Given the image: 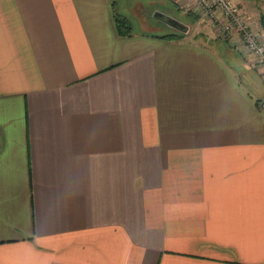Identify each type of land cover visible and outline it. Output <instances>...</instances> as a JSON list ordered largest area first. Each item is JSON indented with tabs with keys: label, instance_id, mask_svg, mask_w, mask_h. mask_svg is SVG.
<instances>
[{
	"label": "crops",
	"instance_id": "obj_1",
	"mask_svg": "<svg viewBox=\"0 0 264 264\" xmlns=\"http://www.w3.org/2000/svg\"><path fill=\"white\" fill-rule=\"evenodd\" d=\"M172 4L0 0V264H264V83Z\"/></svg>",
	"mask_w": 264,
	"mask_h": 264
},
{
	"label": "built area",
	"instance_id": "obj_2",
	"mask_svg": "<svg viewBox=\"0 0 264 264\" xmlns=\"http://www.w3.org/2000/svg\"><path fill=\"white\" fill-rule=\"evenodd\" d=\"M195 2L200 6L198 12L204 16V19L213 16L215 22L218 20L215 12L220 11L226 19V24L222 29L218 26L216 28L226 39L235 38L240 42V47L245 50L248 59L250 58L251 63L261 70L264 77V41L259 40L258 37L262 36L264 39V35L255 32L251 27L250 17L243 13L240 5L235 0H195ZM260 107L264 110V100L261 101Z\"/></svg>",
	"mask_w": 264,
	"mask_h": 264
},
{
	"label": "rangeland",
	"instance_id": "obj_3",
	"mask_svg": "<svg viewBox=\"0 0 264 264\" xmlns=\"http://www.w3.org/2000/svg\"><path fill=\"white\" fill-rule=\"evenodd\" d=\"M235 1H237L238 2V4H239V1L240 0H235ZM252 2L253 3H256V5L257 4H262V5H264V0H252ZM196 3V10L195 11H192V10H189V9H185V12L187 13V15H185V14H183V13H181V11L179 10V9H177L173 4L172 5H170L169 6V9H170V11H171V14L175 17V18H177L178 20H180L181 22H183V23H191L193 20L197 23V25H196V27H198V26H200V25H202V23H206L205 22V19H204V16L201 14V13H199L198 11L201 9L200 8V6L197 4V2H195ZM157 6L158 7H161L162 5L161 4H157ZM154 13H155V10L153 11V13H152V15L154 16ZM215 15L216 16H218V20L217 21H213V19L215 20V18L212 16H209L208 18H207V22L209 21H211L210 23H212L213 22V25H215V27H217L218 26V28L220 27V29H222L223 28V25L224 24H226V19L221 15V13H220V11H216L215 12ZM154 19V18H153ZM212 19V20H211ZM159 20H160V18H159ZM155 21H157L158 22V20H156L155 19ZM252 22H253V19H251V17H250V24H251V27L254 29V27H253V25H252ZM159 24V23H158ZM164 25V24H163ZM192 27V29L195 27V25L193 26H191ZM168 29V28H167ZM255 30V29H254ZM164 31H166V30H164ZM162 32V31H161ZM256 32V31H255ZM223 35V34H222ZM259 37V40H261V41H264V39H263V37L262 36H258ZM226 39V38H225ZM238 39V38H237ZM233 40H234V38H233ZM246 59V58H245ZM247 60V59H246ZM247 62L249 63V66H251V67H253L254 68V70H256V72H257V74L259 75V77H260V79L263 81V83H264V77H263V74H262V72H260L261 70H259V68L258 67H256V65H254V64H252L251 63V61H250V58L247 60ZM262 100H264V99H260V100H258L259 101V107H260V103H261V101ZM260 109H261V107H260ZM264 111V110H263Z\"/></svg>",
	"mask_w": 264,
	"mask_h": 264
},
{
	"label": "water",
	"instance_id": "obj_4",
	"mask_svg": "<svg viewBox=\"0 0 264 264\" xmlns=\"http://www.w3.org/2000/svg\"><path fill=\"white\" fill-rule=\"evenodd\" d=\"M159 18H161L163 21H165L169 26L177 29L178 31L182 32V33H187L190 30V26L187 25L186 23L181 22L180 20H178L177 18L165 14V13H158Z\"/></svg>",
	"mask_w": 264,
	"mask_h": 264
},
{
	"label": "trees",
	"instance_id": "obj_5",
	"mask_svg": "<svg viewBox=\"0 0 264 264\" xmlns=\"http://www.w3.org/2000/svg\"><path fill=\"white\" fill-rule=\"evenodd\" d=\"M261 20H262V23L264 26V15H262ZM116 22H117V28H118V31L120 34L129 35L132 32L131 24L129 23V21L126 18H124L120 15H117L116 16Z\"/></svg>",
	"mask_w": 264,
	"mask_h": 264
}]
</instances>
